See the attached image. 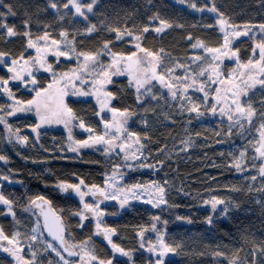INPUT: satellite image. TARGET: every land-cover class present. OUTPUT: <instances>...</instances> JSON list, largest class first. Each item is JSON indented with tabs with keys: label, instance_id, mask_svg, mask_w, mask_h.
Segmentation results:
<instances>
[{
	"label": "trees",
	"instance_id": "obj_1",
	"mask_svg": "<svg viewBox=\"0 0 264 264\" xmlns=\"http://www.w3.org/2000/svg\"><path fill=\"white\" fill-rule=\"evenodd\" d=\"M180 1L76 0L80 6L92 4V10L81 9L84 15L80 16L72 0H0V25L17 33L9 36L0 27L1 88L9 83L10 96L25 104L38 99L37 92L45 97L53 89L58 94L64 90L58 110L63 105L71 109L68 125L42 126L37 110L28 106L27 113L14 117L23 130L19 139L7 138L0 123V156L5 158L0 160V185L14 213L0 208V229L5 236L13 237L15 219L23 207L32 211L31 202L45 197L62 216L68 242L79 254L85 251L95 257L87 264H157L158 260L163 264H264V162L255 151L261 143L260 131H264L260 127L264 124V84L251 86L240 98L244 108L254 113L251 122L237 120L230 115L236 107L234 98L221 101L219 84L202 72L215 58L207 49H221L225 41L216 14L237 27L264 25V0ZM192 1L215 11L194 13L183 4L190 6ZM161 21L171 26L157 31ZM29 41L34 47H29ZM53 41L66 57L48 58L47 69L41 70L35 48ZM197 41L201 48L193 47ZM262 42L264 38L244 36L232 41L230 48L239 63L253 64ZM137 44L156 57V72L173 86L175 97L155 83L137 92L127 76L109 79L105 92L110 103L105 112L96 90L87 98L77 94L78 84L93 90L92 85L107 76L113 58L131 56ZM87 55L96 59L86 61ZM194 58H201V65ZM224 64V78L229 79L233 71L241 74L233 62ZM12 71L24 79L21 84L10 83ZM71 71L79 73L81 82L67 91L63 77ZM9 104L0 91V109L7 111ZM115 114L127 115V133L143 147L140 162L152 165L142 173L132 169L128 180L139 184L154 179L165 190V202L156 210L145 203L122 207L120 201L100 194V189L106 193V178L114 166L125 161L101 143L91 145L89 137L112 134L107 126ZM84 140L91 146L78 147L77 142ZM74 147L78 150L73 151ZM60 184L80 185L86 195L81 200L71 188L62 191ZM93 191H99L100 200L91 196ZM214 198L223 201L215 210ZM85 204H99L102 215L87 214ZM98 221L114 230L111 242L96 235ZM162 243L175 249L174 256L155 260L154 252ZM52 247L57 254V247ZM29 256L26 253L21 258L29 264H84L61 254L57 258L49 250L37 262L29 261ZM0 264L17 263L9 251L0 248Z\"/></svg>",
	"mask_w": 264,
	"mask_h": 264
},
{
	"label": "rangeland",
	"instance_id": "obj_2",
	"mask_svg": "<svg viewBox=\"0 0 264 264\" xmlns=\"http://www.w3.org/2000/svg\"><path fill=\"white\" fill-rule=\"evenodd\" d=\"M172 1L175 3H178L177 2L178 0H172ZM180 3L182 2L180 1ZM196 3H197L196 1H192L190 3V6L188 2L187 3L185 2L183 4H185L184 6H187L186 8H188L190 11L194 13L201 14V13L207 12V13L212 14L211 12L208 11L209 9H212V6L211 7L199 6V5L197 6ZM81 6H82L81 8L82 10L87 9L85 5H81ZM220 20L226 21L224 25V30L222 32L225 33V36L227 35L228 46L227 47L224 46L225 45V41H224L223 47L219 49L218 52L207 51L208 53L215 55V58L214 60L210 61L211 63L210 65H207L206 67L203 68L202 72L205 71L209 74V77L211 78L212 83L215 84L217 82V84H219V95H220L221 101H225V100L233 99V98H234L233 99L234 101L237 99L236 94L239 93L240 94L239 102L242 105L241 99H240L242 95L251 86L258 85L260 84V81L264 80V71H262V69H264V61L260 60V55H259L260 49L257 47L256 56L253 59V62H254L253 64L248 63L245 65V64L239 63L238 55L237 53L234 54V50L230 48V43L236 40L237 38L244 37V36H254V37H257L258 40H261L262 38H264V32L261 31V27H260L261 25L237 27V26H233L229 24V22L225 18H223L221 15L216 14L217 26L219 28H220V24H219ZM158 26L159 28L163 27L161 26V23H159ZM161 29L163 30L164 27ZM237 32L239 33L246 32L247 35H243V34L235 35L234 33H237ZM198 48H201V47H198ZM137 49L138 50L134 52L135 56L133 55L128 56V57H132L133 62L139 61L138 64L133 63L131 72H129L127 69V65L130 63V61L127 60L128 57L119 55L118 57L113 58V62L110 63V67L108 68V71H107V76H101L100 81H97L96 84L92 85L93 87H95L93 90H89V89L87 90L84 87L82 88V86H79L78 83L81 82V79L79 78L80 75L79 73L73 72V71L67 73L63 77L64 78L63 84L65 85V90L67 89L68 91L70 88H72V86L74 87L75 85L78 84L77 94L85 98L91 96L92 92L96 90L95 92H98L97 98L99 100H102L100 103H101V109L104 112L108 110L109 103H110V98L105 92V87L107 84H109L108 83L109 79L112 80V78H121L123 76H127V78L130 79V81L132 82V84L135 85V87H136V79H139L142 82H144L143 87H141L142 89L149 86L151 83H155L159 87L166 89V91H171V94L172 92H176L173 86L171 89H169L168 87H165L163 84H161L158 80L151 79L153 71L156 73V75H158L156 72V57L142 50L140 47H137ZM43 51L44 53H42ZM35 52L37 56L36 63L39 64V66L43 69L45 68L47 69V66L41 63L46 62L48 58L47 57L48 54L51 56L55 55L56 57H61V58L66 57L65 55H57V52H61V51H60V48L54 43H45L42 47L35 48ZM224 53H227V55H224ZM193 61L201 65L200 64L201 58H194ZM226 61L233 62L235 65L234 67L235 70L242 71L241 74L235 75L233 71L231 72L229 79L224 78L223 69L225 65L224 63ZM87 64L90 66V63H87ZM117 68L121 69L120 73H116ZM85 71H86V65L83 66V72ZM12 72H13L11 73L12 79L14 76L19 77V79L22 78L20 77L21 75H18L16 73L17 71H12ZM73 77H75V79ZM17 81H18V78L13 79V82H17ZM165 82L170 84L166 79H165ZM87 84L89 83L87 82ZM0 91L10 101V104L7 107V111L0 109V117H2L4 121L0 123H2L5 127L3 132L4 134H7V138H9V136H13L16 139L20 138L19 131H21L22 129L19 128V125L21 123L19 122V120L15 121L14 117L27 113V110L19 111L18 109H21V108L26 109L28 106H31L37 110V104L39 105V114L37 113V116L42 126H47L46 124L48 125L56 124V126H64L65 124L68 125L69 123V118L67 116L66 107L63 105L64 109H59V110L57 107L58 98H60V95L62 92H64V90H61L58 94V90L56 91V89H53L52 91H50V93L46 94L45 97L43 95L41 97H38V99L35 100L36 103H34L33 105H28L25 103L14 101V99L10 95H8L9 88L7 89L1 88V83H0ZM82 93H87V94L85 95ZM234 109L235 107L230 110V115H233V118L237 120L240 118H245L241 116L240 113L235 112ZM10 112H13L14 114L9 115ZM56 114L57 116L56 118H54V115ZM41 116L45 117L43 123L41 122ZM245 116H246V113H245ZM115 117L116 118H114V122L109 123L107 126L108 128L107 132L109 133L111 132L112 134H110L109 136L107 134H104V140L105 141L111 140L112 145H109L104 142H101V144H103L109 152H113L115 154L121 155L122 160H124L125 162L123 164L114 166L115 168L112 169L113 171L107 176L106 184H105L106 194L109 197H111L112 194L115 193L116 194L115 198H109L113 201L121 202L122 200L127 198V203L124 204L125 207L133 203H145L150 207L151 210H156L160 206H162L165 202V190L163 193H160L159 187H162V186L159 183L155 182L154 179L150 183H145V182L139 183V185H141L140 188L132 187L133 185H136V184H133L128 180V177H129L128 172H130L132 169L138 168L137 170L142 173L150 169L152 165L150 166L148 164L140 162V159L144 157V154L142 151L143 147L140 144L138 145L136 139L127 133V115L126 114H119V115L115 114ZM113 123L115 124V129L112 127ZM11 125L16 126L14 127V130H12ZM262 143H264V141L261 140V143L259 144L257 148H261ZM90 144L93 145V144H99V143L91 142ZM121 144L125 145L123 149H121L120 147H114V145H121ZM257 148L255 149L256 153L258 154L257 156L259 160L261 159L264 162V158L263 157L261 158L260 152L257 151ZM261 151H264V148H261ZM133 154H134V157H133ZM126 155L129 157L128 159H125ZM240 157L243 158L242 155H240ZM5 180L9 183H12V180H9V179H5ZM93 192L96 193L95 194L96 196L93 194H91V196L92 197L95 196L94 198L95 200H100L101 196L99 195L97 196L99 191H93ZM0 195H3V197L9 201L8 197L5 196L3 192V184L0 185ZM161 200L163 202H161ZM157 204H159V206H155ZM10 206L4 203H0V208L5 207L8 213L13 215L14 213L10 209ZM26 207H23V209L20 210L21 212H19L18 216L15 219V221L18 220V223L17 222L14 223L13 237L8 238V240L0 239V248L8 249L9 253L12 255V257H14V260L17 264H29V262L27 261V258L26 259L21 258L22 254L26 255V253L30 255L29 261H33V262H37L39 261V259L41 260L42 254L45 253L47 250L51 251L57 258H59L52 247L53 244L44 237L43 232L41 230L40 221L36 213L32 209H31L32 211L28 212V210H26L27 209ZM33 221H34V226L31 229L30 224L32 225ZM98 222H99V227L96 230V235H99L103 239L109 240L108 236L105 235V229H108V228L104 227L100 221ZM109 235L111 238L113 235V232L109 233ZM9 240H13L14 242L9 243ZM163 245H166V244L162 243V245L160 246V249L155 250L154 252L155 255H153L155 260L161 257L159 253L162 251ZM81 253L82 254H80V258L77 260L80 263H82L81 261L83 260V263L87 264L88 262L93 260V257L89 256L87 252L82 251ZM165 256H166V259L172 258L174 256V253L173 251L168 252ZM46 264H47V261H46Z\"/></svg>",
	"mask_w": 264,
	"mask_h": 264
},
{
	"label": "snow or ice",
	"instance_id": "obj_3",
	"mask_svg": "<svg viewBox=\"0 0 264 264\" xmlns=\"http://www.w3.org/2000/svg\"><path fill=\"white\" fill-rule=\"evenodd\" d=\"M93 2H95V0H93ZM181 2H183V0H181ZM72 3L75 5L77 13H79L80 15L83 16L84 13L81 11V6H80L79 4L76 3V0H72ZM51 6H52L53 8L56 7L55 4H52ZM65 7H67V5H65ZM87 10H88V11H91V10H92V4L87 5ZM209 10H210V11H215V8H212V9H209ZM9 11H11L10 8H9ZM12 14L14 15L15 13H12ZM225 23H226V21H224V20H220V21H219L221 31L224 30V25H225ZM161 25H162L163 27H170V26H171V25L167 24V22H165V21H161ZM0 27H4V28H6V30H7V34H8L9 36H13V35H16V34H17V33L14 31V29H13L12 27H8L6 24H4V25H0ZM94 27H95V26H93V28H94ZM260 27H261V31L264 32V25H261ZM92 30H93V29H89V31H92ZM161 30H162V29H160V28L157 29V31H161ZM117 31H118V30H117ZM144 31L146 32V31H148V29L145 28ZM234 34H235V35H241V34H243V35H247L246 32H245V33H239V32H237V33H234ZM24 35H28V33L25 32ZM62 35H66V33H62ZM128 35H131V33L129 32ZM46 38H47V34H45V37H43V39H46ZM117 38L119 39L120 36L118 35ZM136 39L139 40L140 37H136ZM52 43L57 44V46H58V42H57V41H53ZM202 46H203V45H202V43H201L200 41H197V43L193 45V47H202ZM224 46H225V47L228 46L227 35L225 36V45H224ZM29 47H34V45L32 44L31 41H29ZM137 47H139V45H137ZM257 47L260 49V53H259V55H260V60H261V61H264V42L258 44ZM38 51H39V49H38ZM207 51H210V52H218L219 49H207ZM234 54H235V53H234ZM3 55H4L3 53H0V57H2ZM57 55H66V53H64V52H57ZM132 55L135 56V53H133ZM224 55H227V53H224ZM95 59H96L95 55H87V56H85V60H86V61H87V60H95ZM127 60L130 61V63L127 65V69H128L129 72H131L132 67H133V63L138 64L139 61H134V62H133V61H132V57H128ZM0 62H2V60H0ZM13 63H16V61H13ZM249 63H251V61H249ZM10 70H11V69H10ZM262 71H264V69H262ZM120 72H121V69H120V68H117V69H116V73H120ZM116 73H114V74H116ZM29 74H30V73H29ZM105 75H107V73H105ZM16 78H18V77H16V76L13 77V79H16ZM134 79H135V77H134ZM151 79L158 80L161 84H163L165 87H168L169 89L172 88V85H171V84H168V83L165 82V78H164L163 75H159V76H158V75H156V73H155L154 71H153V74H152ZM145 82H147V81H145ZM4 83H7V81H4ZM33 83H35V80H33ZM143 83H144V82H142L141 80L136 79V90H137V92H139V91H140V88L143 87ZM260 83H261V84H264V80L260 81ZM200 90L202 91L203 89L201 88ZM82 94H85V95H86L87 93H82ZM9 95H11L10 92H9ZM36 95H37V97H39V96L41 95V93H40V92H37ZM109 95H111V94H109ZM236 95H237V99L233 101V103H234L235 106H236L235 109H234V111L237 112V113H240L241 116L245 117L249 122H251V118H252V116H253L254 113L251 111L250 107H249L248 109H245L244 107H242L241 104H240V102H239V95H240V94L237 93ZM172 96L175 97V96H176V93H175V92H172ZM27 103H28V105H32V104L36 103V101H28ZM18 110H19V111H25V110H30V109H24V108H21V109H18ZM212 110L215 111V108H213ZM113 111H115V110L113 109ZM192 111H197V109H196V108H193ZM221 111H223V109H221ZM67 112L70 113V112H71V109H67ZM37 113L39 114V105H38V104H37ZM245 113H246V116H245ZM12 114H14V113H13V112H10V113H9V115H12ZM201 114H202V113H201ZM44 119H45V117H44V116H41V122H42V123L44 122ZM229 119H232V116H229ZM0 122H4L2 117H0ZM81 127H83V124H81ZM260 127H261V129H264V124H261ZM89 131H91V130L89 129ZM131 135H135V134H131ZM260 138H261L262 141H264V131H260ZM89 140H92L93 143H101V142H104V143H107V144H109V145H112V141H111V140L105 141L103 136H96V137H92V136H90V137H89ZM89 140H84V141H79V142H77L78 147H89V146H91V145L89 144ZM22 142H26V138H24V139L22 140ZM78 147H74L72 150H73V151H76V150H78ZM114 147H120L121 149H123V148L125 147V145H123V144H121V145H114ZM261 148H264V143L261 144ZM261 148H257V151L260 152V155H261L262 157H264V151H261ZM241 155H243V153H242ZM133 157H134V154H133ZM128 158H129V157L126 155V156H125V159H128ZM3 159H5V158H4L3 156H0V160H3ZM237 167H239L238 164H237ZM261 173H264V168H261ZM4 179H7V177H5ZM253 179H254V178H253ZM80 184H83V181H81ZM58 187H59L62 191H65V192H67L70 188L73 189V190H74V191H75V192L81 197V200H83V197L86 195V193L83 192V191L81 190L80 185L60 184ZM132 187H133V188H140L141 185L136 184V185H133ZM99 191H100V194L104 196V199H109V198H115V197H116V194H115V193H113L112 196L109 197V196H108V195H107L102 189H100ZM159 192H160V193H163V192H164L163 187H159ZM92 194L95 195L96 193L93 192ZM38 199L43 200L44 198H43V197H38ZM149 202H151V201H149ZM161 202H163V201L161 200ZM0 203H4V204L9 205V206L11 205V202L8 201V200H6V199L3 197V195H0ZM125 203H127V198H125L124 200L121 201V206L123 207V205H124ZM211 203H212V207H213V209L215 210L216 205H217L218 203H223V201H219V200H216V199L214 198L213 201H212ZM155 206H159V204H157V205H155ZM84 208L87 209V210L90 211V212H94V213H96L98 216H99V215H102V213L99 211V204H96V205L85 204V205H84ZM225 211H226V209H225ZM84 218H86V217H83V216H82V219H84ZM189 222H190V221H189ZM208 222L211 223V218H210V217H209V219H208ZM97 226L99 227V222H98V225H97ZM57 227H58V232L60 233V235H58L56 238H57V239H60V240H61V243H63V242H64V241H63V235H62V233H63V228H62V227H59V226H57ZM50 231H51V229H50ZM113 231H114V230L105 229V235L108 236V238H109V242H111L109 233H111V232H113ZM17 235H18V233H17ZM0 239L8 240V237L5 236V235L3 234L2 229H0ZM13 242H14L13 240H9V243H13ZM113 247L116 248L117 251H121V252H123V250L117 248L116 245H113ZM66 250H67V249H66ZM150 250H151V249H150ZM5 251H8V249H5ZM172 251H175V249H174V248H171V247H169V246H167V245H163V247H162V251L159 253V255H160L161 257H163V256L166 255L168 252H172ZM73 254H75V253H70V255H73ZM123 254H124V255H128V253H126V252H124ZM57 255H60V253L57 252ZM93 259H95V257H93ZM65 264H67V262H65ZM100 264H104V262L101 261ZM109 264H111V262H109ZM157 264H163V261H162V260H158V261H157Z\"/></svg>",
	"mask_w": 264,
	"mask_h": 264
},
{
	"label": "water",
	"instance_id": "obj_4",
	"mask_svg": "<svg viewBox=\"0 0 264 264\" xmlns=\"http://www.w3.org/2000/svg\"><path fill=\"white\" fill-rule=\"evenodd\" d=\"M112 125L115 129V124L113 123ZM43 198V200L36 198L31 202V207L40 221V226L44 237L57 247L65 259L78 260L80 258V254L67 240V228L62 216L52 205L50 200L46 199L45 197ZM87 214L91 215L89 211H87ZM91 219H94V217ZM57 226L63 228V243H61L60 239L56 238L58 235H60ZM208 226H210V223H208ZM70 253L75 254L70 255ZM81 262L83 263V260Z\"/></svg>",
	"mask_w": 264,
	"mask_h": 264
},
{
	"label": "flooded vegetation",
	"instance_id": "obj_5",
	"mask_svg": "<svg viewBox=\"0 0 264 264\" xmlns=\"http://www.w3.org/2000/svg\"><path fill=\"white\" fill-rule=\"evenodd\" d=\"M42 53H44V51L42 52ZM47 57L48 58H52V59H57L58 57H56L55 55H47ZM47 58V59H48ZM45 63V62H44ZM44 63H41V64H44ZM41 70H43V68H41ZM13 73V72H12ZM24 79L23 78H21V79H19V77H18V81L17 82H13V79H12V76H11V82L10 83H13L14 85H18V84H21L22 83V81H23ZM5 88L7 89V88H9V83L8 84H5ZM10 92V91H9ZM9 92H8V95H9ZM261 156V155H260ZM261 158H262V156H261ZM264 158V157H263Z\"/></svg>",
	"mask_w": 264,
	"mask_h": 264
}]
</instances>
